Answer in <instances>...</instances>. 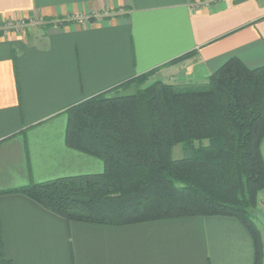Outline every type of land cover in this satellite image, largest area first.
I'll use <instances>...</instances> for the list:
<instances>
[{
  "label": "crops",
  "instance_id": "1",
  "mask_svg": "<svg viewBox=\"0 0 264 264\" xmlns=\"http://www.w3.org/2000/svg\"><path fill=\"white\" fill-rule=\"evenodd\" d=\"M5 22L28 27L0 34V191L103 170L65 144L74 103L131 94L134 83L117 85L153 68L150 79L186 87L231 57L264 64V0H0ZM257 213L264 189L260 230ZM0 248L12 264H253L232 217L68 222L20 193H0Z\"/></svg>",
  "mask_w": 264,
  "mask_h": 264
},
{
  "label": "trees",
  "instance_id": "2",
  "mask_svg": "<svg viewBox=\"0 0 264 264\" xmlns=\"http://www.w3.org/2000/svg\"><path fill=\"white\" fill-rule=\"evenodd\" d=\"M186 55L171 60L183 59ZM123 81L135 92L87 97L65 109V144L102 161L100 173L60 176L5 189L66 221L110 226L192 216H227L250 235L253 264L264 249L253 218L264 189V64L231 57L206 83L177 87ZM180 145L181 156H172ZM0 264H12L0 248Z\"/></svg>",
  "mask_w": 264,
  "mask_h": 264
},
{
  "label": "built area",
  "instance_id": "3",
  "mask_svg": "<svg viewBox=\"0 0 264 264\" xmlns=\"http://www.w3.org/2000/svg\"><path fill=\"white\" fill-rule=\"evenodd\" d=\"M77 20L80 23L87 22L89 18L87 17H77ZM22 22L19 23H11V22H5V23H0V34H7L9 31H17L21 30L23 28V25L21 24Z\"/></svg>",
  "mask_w": 264,
  "mask_h": 264
},
{
  "label": "rangeland",
  "instance_id": "4",
  "mask_svg": "<svg viewBox=\"0 0 264 264\" xmlns=\"http://www.w3.org/2000/svg\"><path fill=\"white\" fill-rule=\"evenodd\" d=\"M15 23V22H14ZM26 22H22L21 24L23 25V28L25 29H27V24H25ZM33 26V25H32ZM24 29H22V30H19V32H22ZM155 74V72L151 75V77L153 76ZM152 80V79H151ZM172 156L174 157V158H177V157H179V156H181V150H180V145H175L174 147H173V151H172ZM258 206V205H257ZM257 211V207H256V209H255V212ZM255 218H253V220H254ZM257 226V225H256ZM258 228V227H257ZM259 229V228H258ZM260 234H261V239H262V244H263V249H264V228H260ZM262 264H264V255H263V260H262Z\"/></svg>",
  "mask_w": 264,
  "mask_h": 264
},
{
  "label": "water",
  "instance_id": "5",
  "mask_svg": "<svg viewBox=\"0 0 264 264\" xmlns=\"http://www.w3.org/2000/svg\"><path fill=\"white\" fill-rule=\"evenodd\" d=\"M257 218L260 220V222L262 223V225L264 226V216H262L261 214H256Z\"/></svg>",
  "mask_w": 264,
  "mask_h": 264
}]
</instances>
